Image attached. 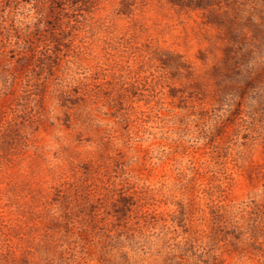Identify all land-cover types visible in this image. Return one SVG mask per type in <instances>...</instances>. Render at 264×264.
<instances>
[{
  "label": "rangeland",
  "instance_id": "rangeland-1",
  "mask_svg": "<svg viewBox=\"0 0 264 264\" xmlns=\"http://www.w3.org/2000/svg\"><path fill=\"white\" fill-rule=\"evenodd\" d=\"M0 264H264V0H0Z\"/></svg>",
  "mask_w": 264,
  "mask_h": 264
}]
</instances>
